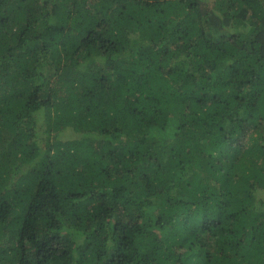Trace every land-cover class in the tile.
<instances>
[{
  "label": "trees",
  "instance_id": "1",
  "mask_svg": "<svg viewBox=\"0 0 264 264\" xmlns=\"http://www.w3.org/2000/svg\"><path fill=\"white\" fill-rule=\"evenodd\" d=\"M0 264H264V0H0Z\"/></svg>",
  "mask_w": 264,
  "mask_h": 264
}]
</instances>
